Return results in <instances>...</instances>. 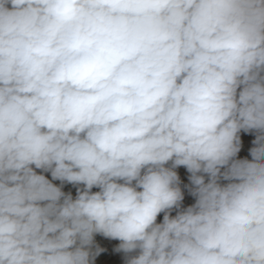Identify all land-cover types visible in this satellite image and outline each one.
Masks as SVG:
<instances>
[{
  "label": "clouds",
  "instance_id": "obj_1",
  "mask_svg": "<svg viewBox=\"0 0 264 264\" xmlns=\"http://www.w3.org/2000/svg\"><path fill=\"white\" fill-rule=\"evenodd\" d=\"M97 236L264 264V0H0V264H98Z\"/></svg>",
  "mask_w": 264,
  "mask_h": 264
},
{
  "label": "rangeland",
  "instance_id": "obj_2",
  "mask_svg": "<svg viewBox=\"0 0 264 264\" xmlns=\"http://www.w3.org/2000/svg\"><path fill=\"white\" fill-rule=\"evenodd\" d=\"M182 171H183V172H182ZM184 175H185V176H184ZM180 176H181V180H182L183 182H184V181H185V183L188 182V181H187L188 173L186 172L185 169L183 170V168H181ZM49 178H50V176H49ZM57 182H58V181H57ZM57 182H56V183H57ZM160 219H162V216L160 217ZM98 244H100L101 247L106 248L108 252L112 249V246H113V244H112L111 241H109V240H107V239H105V238H103V237H100V236H99ZM108 252H107V253H108ZM104 254H106V253H104ZM118 254H119V256H118ZM110 255H111V254H110ZM110 255H107V257H104V255H103V257H102V255H101V256L98 258V264H99L100 261L105 262V264H121L122 259H123V254H120V253H114V254H112L111 256H110ZM114 255H115V256H114ZM111 257H112V258H111ZM107 258H108V259H107ZM103 259H104V260H103ZM105 259H106V260H105Z\"/></svg>",
  "mask_w": 264,
  "mask_h": 264
},
{
  "label": "bare ground",
  "instance_id": "obj_3",
  "mask_svg": "<svg viewBox=\"0 0 264 264\" xmlns=\"http://www.w3.org/2000/svg\"><path fill=\"white\" fill-rule=\"evenodd\" d=\"M254 137H251V136H247V135H242V140H243V142H244V146H243V148H242V151H241V156L243 157V156H247V150H248V148H250L251 147V139H253ZM184 170V169H183ZM178 172H179V174L181 173V168L180 169H178L177 170ZM183 172V171H182ZM50 176V175H49ZM185 176V175H184ZM57 183H59V182H57ZM184 183H185V181H184ZM65 191H72V193H73V195H75V189L71 186V185H66L65 186ZM194 202V200H193V198H191L190 196H188V194H187V192L185 191V205L187 206L188 204H190V203H193ZM96 240H97V243H98V240H99V236H97V238H96ZM112 242V244H113V246H112V249L107 253L106 252V254H104V253H102L101 255H102V257H103V255H104V257H107V255H112V254H114V252H113V248L119 243L118 241H111ZM110 255V256H111ZM115 256V255H114ZM118 256H119V254H118ZM99 258V257H98ZM112 258V257H111ZM108 259V258H107ZM104 260V259H103ZM106 260V259H105ZM121 264H123V259H122V262H121Z\"/></svg>",
  "mask_w": 264,
  "mask_h": 264
}]
</instances>
